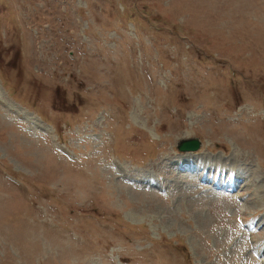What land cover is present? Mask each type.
Masks as SVG:
<instances>
[{"label": "rangeland", "instance_id": "rangeland-1", "mask_svg": "<svg viewBox=\"0 0 264 264\" xmlns=\"http://www.w3.org/2000/svg\"><path fill=\"white\" fill-rule=\"evenodd\" d=\"M0 264H264V0H0Z\"/></svg>", "mask_w": 264, "mask_h": 264}, {"label": "water", "instance_id": "water-1", "mask_svg": "<svg viewBox=\"0 0 264 264\" xmlns=\"http://www.w3.org/2000/svg\"><path fill=\"white\" fill-rule=\"evenodd\" d=\"M181 150H195L199 147V141L197 139H189L181 141L178 145Z\"/></svg>", "mask_w": 264, "mask_h": 264}, {"label": "bare ground", "instance_id": "bare-ground-1", "mask_svg": "<svg viewBox=\"0 0 264 264\" xmlns=\"http://www.w3.org/2000/svg\"><path fill=\"white\" fill-rule=\"evenodd\" d=\"M26 116V115H25ZM26 120V119H25ZM30 123H32L33 122V120L32 121H30V120H28ZM35 123V122H34ZM37 126V125H36ZM170 155V154H169ZM195 154H190V153H187V154H180V155H178V158L179 159H185L186 160V163L188 164V161L191 159V158H195ZM170 157L171 156H169V158L168 159H170ZM174 158V157H173ZM172 157H171V163H174V164H176V163H178V159L176 160V158H174L173 159ZM197 158H198V156H197ZM185 164V163H184ZM109 167V166H108ZM108 169H110V168H108ZM111 169H112V167H111ZM110 171V170H109ZM144 183V182H143Z\"/></svg>", "mask_w": 264, "mask_h": 264}]
</instances>
